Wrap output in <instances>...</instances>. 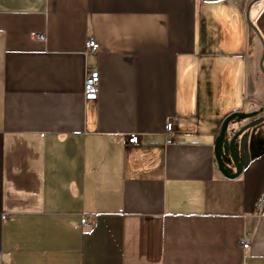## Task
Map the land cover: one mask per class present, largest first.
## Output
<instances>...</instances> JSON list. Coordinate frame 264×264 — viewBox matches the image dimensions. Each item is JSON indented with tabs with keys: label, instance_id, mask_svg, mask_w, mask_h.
Instances as JSON below:
<instances>
[{
	"label": "crops",
	"instance_id": "crops-1",
	"mask_svg": "<svg viewBox=\"0 0 264 264\" xmlns=\"http://www.w3.org/2000/svg\"><path fill=\"white\" fill-rule=\"evenodd\" d=\"M262 86L264 0H0V264H264V145L213 155Z\"/></svg>",
	"mask_w": 264,
	"mask_h": 264
},
{
	"label": "water",
	"instance_id": "water-1",
	"mask_svg": "<svg viewBox=\"0 0 264 264\" xmlns=\"http://www.w3.org/2000/svg\"><path fill=\"white\" fill-rule=\"evenodd\" d=\"M262 107L256 110H232L228 112L221 120L218 132L213 141V155L218 170L227 177H234L245 166L251 157L259 154L262 147L255 151L249 150L251 134L245 132V129L259 122L263 117L259 116L250 119L248 122L232 130L228 135L226 128L230 119L238 117L241 119L249 118L260 111ZM232 165V167L230 166Z\"/></svg>",
	"mask_w": 264,
	"mask_h": 264
},
{
	"label": "built area",
	"instance_id": "built-area-1",
	"mask_svg": "<svg viewBox=\"0 0 264 264\" xmlns=\"http://www.w3.org/2000/svg\"><path fill=\"white\" fill-rule=\"evenodd\" d=\"M32 34H35L36 36L39 37H43L42 32H38V33L32 32ZM85 47L87 50L91 52H95L98 48V43L93 37L89 36L85 40ZM97 77H98V72L95 68H90L84 72L83 81H82V94L85 100L96 98ZM173 127H174V120L172 119V117L167 116L164 120V128H163L164 136L168 134L173 129ZM124 142L137 143L138 133L136 132L126 133L124 137ZM263 204H264V190H262L257 195L254 201V209L257 213L260 211ZM1 217L2 218L6 217V213H2ZM79 223L83 227H87L89 225L85 216L80 217ZM237 241L242 248H245L248 245V237L245 235H241L240 237H238Z\"/></svg>",
	"mask_w": 264,
	"mask_h": 264
},
{
	"label": "rangeland",
	"instance_id": "rangeland-1",
	"mask_svg": "<svg viewBox=\"0 0 264 264\" xmlns=\"http://www.w3.org/2000/svg\"><path fill=\"white\" fill-rule=\"evenodd\" d=\"M257 34L259 35L258 31L254 28V35L257 36ZM260 55L257 58V61L254 62V74H255V71H258V73H261V71H262L261 70ZM255 96L259 97L262 100V102L264 103V86H262L260 91H257L255 93ZM261 113L264 114V108L262 109ZM239 120H241V118H238V117H234V118L230 119V121L228 122L227 128H226V132L229 130L230 126L233 123H235L236 121H239ZM249 128L253 132L252 134L255 136V135L259 134L262 131V129H264V122L261 121V122L255 123V124L251 125Z\"/></svg>",
	"mask_w": 264,
	"mask_h": 264
},
{
	"label": "flooded vegetation",
	"instance_id": "flooded-vegetation-1",
	"mask_svg": "<svg viewBox=\"0 0 264 264\" xmlns=\"http://www.w3.org/2000/svg\"><path fill=\"white\" fill-rule=\"evenodd\" d=\"M256 139H258V136H257V135L254 136V141H255ZM263 145H264V141H262V142L260 141L259 144L254 145V144H253V141H252V139H251V141H250V143H249V146H248V149H249V150H252V151H253V150L255 151L256 149H259V148H260L261 146H263Z\"/></svg>",
	"mask_w": 264,
	"mask_h": 264
},
{
	"label": "trees",
	"instance_id": "trees-1",
	"mask_svg": "<svg viewBox=\"0 0 264 264\" xmlns=\"http://www.w3.org/2000/svg\"><path fill=\"white\" fill-rule=\"evenodd\" d=\"M223 117H224V116H223ZM223 117H222V118H223Z\"/></svg>",
	"mask_w": 264,
	"mask_h": 264
}]
</instances>
